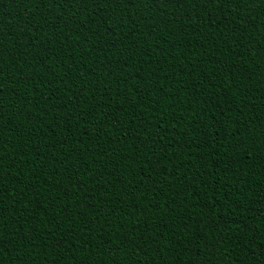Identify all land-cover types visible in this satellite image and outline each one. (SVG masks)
Segmentation results:
<instances>
[{"label":"trees","instance_id":"16d2710c","mask_svg":"<svg viewBox=\"0 0 264 264\" xmlns=\"http://www.w3.org/2000/svg\"><path fill=\"white\" fill-rule=\"evenodd\" d=\"M0 264H264V0H0Z\"/></svg>","mask_w":264,"mask_h":264}]
</instances>
